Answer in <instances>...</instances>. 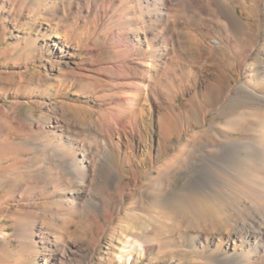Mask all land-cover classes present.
<instances>
[{"label":"rangeland","instance_id":"1","mask_svg":"<svg viewBox=\"0 0 264 264\" xmlns=\"http://www.w3.org/2000/svg\"><path fill=\"white\" fill-rule=\"evenodd\" d=\"M244 2L233 47L219 21L224 10L201 15L211 22L185 17L186 31L218 43L219 55L205 48L202 59L166 69L171 82L151 88L147 115L133 124L141 140L130 134L119 140L118 134L109 139L106 118L100 123L96 115L107 110L103 97L110 90L99 72L103 53L111 51L101 32L107 13L88 18L82 0H0V264H216L157 219L159 204H180L190 178L180 167L167 185L159 168L182 139L211 138L212 129H226L231 120V128L241 129L237 136H264V107L238 90L246 84L264 92V0ZM253 48L259 59L242 60ZM91 50L99 58L91 59ZM201 109L209 112L205 123ZM74 146L99 167L79 168L82 155ZM245 157L243 148L224 173L232 182L256 175ZM71 158L76 177L40 173ZM154 227L165 231L151 235ZM137 242L143 253L132 249ZM249 256L243 252L241 264Z\"/></svg>","mask_w":264,"mask_h":264},{"label":"bare ground","instance_id":"2","mask_svg":"<svg viewBox=\"0 0 264 264\" xmlns=\"http://www.w3.org/2000/svg\"><path fill=\"white\" fill-rule=\"evenodd\" d=\"M82 2L88 5V18L91 17V13L97 18L102 11L108 15L105 31L101 32L102 36L108 37V50L111 51L109 55L103 53L104 59L99 68V72L107 78L110 87L103 97L108 102V108L106 111H97L96 115L100 123L106 118L107 130L103 131L109 139L118 134L119 140L122 139L121 135L127 137L128 134L141 140V131H136L133 124L142 118L145 119L147 115L145 107L148 95L152 92L151 88L153 90L161 88L170 77L168 74L173 72L172 68L180 69L190 57L202 59L205 56L203 54L205 48L209 50L211 57L218 54L215 46L218 43L214 45L215 42H208L198 31H186L187 27L183 23L185 17L189 15L201 18L202 14H209L212 17L213 8L216 7L217 11L224 10L228 13L225 14L223 11L226 19L219 21L229 32L227 40L233 47L238 43L233 32L242 26L238 8L239 5L244 7L246 4L244 0L229 2L82 0ZM78 13L82 15L83 11L79 9ZM201 19L204 22H211L210 19ZM257 52L254 48L243 52L242 60L256 61L260 55ZM89 53L93 60L101 55L98 50H91ZM116 57H120L119 61L114 62L112 59ZM168 68L172 71L165 74ZM230 70L231 68L228 69ZM175 80L174 82H177ZM238 90L240 95L264 107V92L253 90L246 84H242ZM101 107L98 106L99 109ZM201 111L202 121L205 123L209 112L203 109ZM235 122L236 120L229 121L226 129H212L211 138L194 135L180 141L178 153L159 168L160 179L166 177V183L168 179L169 185L171 176L180 167H184V172L190 175V178L183 193L179 194L180 204L175 208L159 204L155 215L157 219H161L159 221H163L161 223L170 228L174 227L182 235L179 236L184 241L183 245L189 241L196 243L195 251L202 254L211 253L216 264H241L243 261H240V256L246 251L251 254L247 262L256 264L264 262V136L255 134L237 136L241 129L231 128ZM72 148L81 152L79 168L99 167L95 162H88L89 153L83 148L78 149L75 146ZM243 148H246V164L255 167L252 173L256 175L248 176L249 178L245 176L242 181L232 182L224 173H228L234 159ZM73 161L71 158L66 160L65 164L56 165L54 169L39 172L42 175L46 174L48 178L62 174L76 177L78 170L73 167ZM164 231L163 228L157 227L151 231V235L154 233L161 235ZM222 248H226L224 252L221 251ZM132 249L143 253L145 246L137 242ZM253 261L257 262L252 263Z\"/></svg>","mask_w":264,"mask_h":264}]
</instances>
